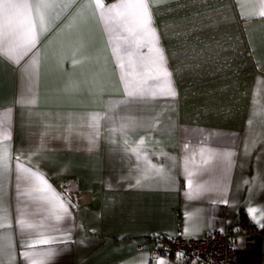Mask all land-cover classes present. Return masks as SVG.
Instances as JSON below:
<instances>
[{
  "label": "crops",
  "instance_id": "0c3cea01",
  "mask_svg": "<svg viewBox=\"0 0 264 264\" xmlns=\"http://www.w3.org/2000/svg\"><path fill=\"white\" fill-rule=\"evenodd\" d=\"M54 2L48 31L33 50L39 64L32 80L22 67L29 57L17 65L0 51V114H9V150L13 157L23 153L25 162L38 151L31 166L70 202L54 234L58 241L37 246L54 249L46 264H192L151 256L150 236L198 237L208 230L235 233L229 264H264V227L247 211L256 208L257 219L264 211V17L250 15L258 0H148L177 96L116 107L128 98L99 18L87 0L66 10L67 0ZM21 97L35 103L21 104ZM91 114L104 117L98 135L89 126ZM129 117L158 123L111 131ZM141 137L148 159L163 164L165 175L136 185L145 165L126 148ZM201 146L232 151L231 166L219 158L203 165ZM185 156L192 157L191 187ZM14 163L0 188L12 224L0 233L11 237L13 248L3 241L0 264H29L16 225ZM246 225L256 232L251 243Z\"/></svg>",
  "mask_w": 264,
  "mask_h": 264
},
{
  "label": "snow or ice",
  "instance_id": "6c2138e0",
  "mask_svg": "<svg viewBox=\"0 0 264 264\" xmlns=\"http://www.w3.org/2000/svg\"><path fill=\"white\" fill-rule=\"evenodd\" d=\"M78 0H67L61 5L65 10L77 5ZM57 5L54 0H0V51H3L9 60L20 65L25 57L23 72L32 80L39 64L37 49L41 35L48 31L46 14L48 10ZM86 7L93 10L99 18L116 66L120 70V79L124 85L126 101L117 102L113 107L122 103L142 102L156 97L175 98L177 92L173 87L172 73L167 68L164 50L160 47L157 30L153 26L152 12L148 0H115L105 4L104 0H87ZM241 7H244L241 4ZM250 15L264 17V0H258L256 11ZM58 18V17H57ZM38 19L40 31L36 29ZM146 51H143L145 50ZM32 53L31 56L29 54ZM77 63L73 60V64ZM21 104H34L35 99L21 97ZM9 114H0V188L9 174L15 172L16 191V225L19 228L21 238L25 241L22 245L25 250L22 255L29 264H46L49 257L54 255V249H38V245H51L58 241L56 235L60 232L59 222L69 215L70 202L57 193L48 182L45 175L38 167L31 166L32 157L39 155L33 152L28 155L27 162L22 157L23 153L12 156L7 141L11 138L8 126ZM104 119L100 114H91L89 126L96 129L99 134L100 121ZM158 121L144 124L132 118H122L119 125L111 131L122 133L134 132L141 127L154 128ZM251 123V121H250ZM94 143V138L91 141ZM127 145V141L125 140ZM144 137L135 142L134 147L126 148L135 155L137 161L143 159L145 167L141 169V178L136 180L140 185L142 180H147L150 175L164 176L163 164H154L148 159V153L143 148ZM254 145V142H253ZM185 150L189 144L185 143ZM248 146H245L247 151ZM207 153V155H205ZM201 163L210 164L216 158L223 161L227 167L231 166L232 151L216 152L210 148L201 146L199 150ZM192 157L185 156L184 171L188 178L189 187L192 186L193 172L189 171L188 164ZM227 203V201H224ZM249 215L257 223L264 227V211H261L260 219H257V209H247ZM10 214L0 199V228L11 227ZM186 232L189 230L186 228ZM8 240V248L12 249L11 237L0 233V252H3V241ZM60 242H66L61 240ZM14 259V257H12ZM11 264V261H10ZM158 264H164L160 260Z\"/></svg>",
  "mask_w": 264,
  "mask_h": 264
},
{
  "label": "built area",
  "instance_id": "2783aa9c",
  "mask_svg": "<svg viewBox=\"0 0 264 264\" xmlns=\"http://www.w3.org/2000/svg\"><path fill=\"white\" fill-rule=\"evenodd\" d=\"M112 0H104L105 4ZM246 242L255 239L256 232L250 225L243 229ZM235 233L232 231L208 230L198 237L152 235L149 248L151 256L189 259L192 264H229L234 250Z\"/></svg>",
  "mask_w": 264,
  "mask_h": 264
}]
</instances>
